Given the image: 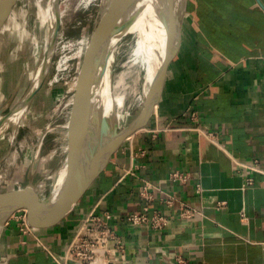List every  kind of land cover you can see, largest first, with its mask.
Wrapping results in <instances>:
<instances>
[{"label": "crops", "instance_id": "0c3cea01", "mask_svg": "<svg viewBox=\"0 0 264 264\" xmlns=\"http://www.w3.org/2000/svg\"><path fill=\"white\" fill-rule=\"evenodd\" d=\"M187 8L146 125L69 212L31 235L7 231L6 264H54L51 254L89 213L110 214L128 241L127 264H264V0ZM132 213H161L166 223L132 228L124 220Z\"/></svg>", "mask_w": 264, "mask_h": 264}, {"label": "rangeland", "instance_id": "374dc122", "mask_svg": "<svg viewBox=\"0 0 264 264\" xmlns=\"http://www.w3.org/2000/svg\"><path fill=\"white\" fill-rule=\"evenodd\" d=\"M58 2L64 10L59 24L57 23L58 31L53 41L47 75L25 109L12 140L8 131L0 137V193L12 191L19 186H29L35 189L39 199L49 196L71 146V128L67 123L75 107L72 100L81 96L80 94L91 85L93 56L90 49L91 45L93 48V35L111 0H58ZM188 4L189 0H184L182 10L179 12L175 10L179 13L181 22L186 15L189 16ZM33 10L32 0H18L15 5L16 15H4L0 25L3 27V30H0V68L2 62L8 63L19 59L20 55L33 56L32 50L36 51L33 57L35 62H38L40 51L34 48V45L35 39L40 37V32L38 33V29L35 28ZM129 39L130 36L123 38L124 43L112 58L114 65L117 63L115 68L117 71L130 51L127 44ZM21 68L20 74L11 76L10 79L8 77L11 73L6 76L5 72L11 71L10 67H5L4 72L0 71V106L3 102H8L6 107L8 112L14 109L30 86L31 79L25 76L23 67ZM141 108L136 104L128 108L125 124H130L140 113ZM131 136L132 134L127 136L120 146L123 147ZM23 221L30 222L25 211L18 210L9 215L1 226L0 264H6L7 245L9 241L14 240L7 231L15 226L21 235L34 233H23L21 229Z\"/></svg>", "mask_w": 264, "mask_h": 264}, {"label": "bare ground", "instance_id": "6f19581e", "mask_svg": "<svg viewBox=\"0 0 264 264\" xmlns=\"http://www.w3.org/2000/svg\"><path fill=\"white\" fill-rule=\"evenodd\" d=\"M17 1L0 0V25L5 14L16 15L15 5ZM183 1L171 0L173 18L176 16L179 19L178 12L183 8ZM32 4L34 6L35 28L38 29V33L40 32V37L37 40L34 38L36 45L33 46L40 51L38 62L36 63L33 57L36 51L32 50L33 56L22 57L20 55L19 59L16 58L8 63L2 62L3 65L0 68L1 72H4V68L7 66L11 68V71H5L7 72L6 76L11 73L8 77L10 79L11 76L19 75L21 67H23L25 76L31 79L29 89L16 103L14 109L9 112L6 110L8 102H3L0 106V137L8 131L11 140L21 123L20 120L25 109L44 81L45 75H47L46 71L53 51V41L57 35L56 26L59 24L64 10L58 0H32ZM176 9L178 10L177 13L175 12ZM164 11L165 6L161 4L160 0H123L121 3L115 20H120L124 14H126V20L108 31L107 35H104L101 51L96 55L98 63L96 68L97 80H94L93 83L91 80V85L87 90L72 100L75 107L67 123L68 127L71 128L72 141L64 164L61 169L59 168L58 179L63 177L68 164L83 151L90 140V136H92L91 133L97 134L104 131L107 134V122L109 121L117 124L121 130L126 128L125 120L128 108H132L135 104L143 107L151 95L164 58L166 44V32L162 16ZM0 30L2 31L3 27ZM125 36H130L127 42L130 51L119 71H117L115 69L117 63L114 65L112 58L116 55L120 45L124 43L123 38ZM90 53L92 56V45ZM2 74L4 75V73ZM62 181L63 178L60 184Z\"/></svg>", "mask_w": 264, "mask_h": 264}, {"label": "water", "instance_id": "95a60500", "mask_svg": "<svg viewBox=\"0 0 264 264\" xmlns=\"http://www.w3.org/2000/svg\"><path fill=\"white\" fill-rule=\"evenodd\" d=\"M160 1L165 6V11L162 15L166 32L164 58L154 89L140 113L122 130L118 128L117 124L109 121L107 122V134L104 131H100L97 134L91 133L92 136H90L85 148L68 164L63 177L59 179L57 177L52 192L47 198L39 199L35 189L29 186H19L12 191L0 193V228L9 215L18 210H24L28 220L36 225L40 222L55 220L69 212L73 205L83 197L92 181L107 166L110 157L119 148L123 140L146 125L153 108L159 102L180 27L179 19L176 16L173 18L171 15V0ZM122 2L123 0H111L107 12L95 28L92 48L94 61L92 83L98 77L96 55L101 51L104 35H107L108 31L126 20V14L120 20H115ZM62 178L63 181L60 184Z\"/></svg>", "mask_w": 264, "mask_h": 264}, {"label": "built area", "instance_id": "2783aa9c", "mask_svg": "<svg viewBox=\"0 0 264 264\" xmlns=\"http://www.w3.org/2000/svg\"><path fill=\"white\" fill-rule=\"evenodd\" d=\"M173 179L185 180L186 176L175 172ZM250 183V179L248 180ZM171 199L166 203L170 205ZM193 210L184 206L182 216H192ZM110 214L96 215L93 213L81 218L77 222L72 238L66 244L60 254H51L54 264H67L77 262L80 264H115L118 260L127 264L125 249L128 241L119 235L110 226ZM125 222L132 228L145 225L155 230H160L166 223V217L161 213H154L148 216L146 213H132L124 218ZM23 233L35 232L36 224L33 222L22 223Z\"/></svg>", "mask_w": 264, "mask_h": 264}]
</instances>
